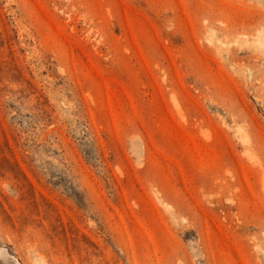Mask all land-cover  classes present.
Here are the masks:
<instances>
[{
  "label": "rangeland",
  "instance_id": "obj_1",
  "mask_svg": "<svg viewBox=\"0 0 264 264\" xmlns=\"http://www.w3.org/2000/svg\"><path fill=\"white\" fill-rule=\"evenodd\" d=\"M0 264H264V0H0Z\"/></svg>",
  "mask_w": 264,
  "mask_h": 264
}]
</instances>
